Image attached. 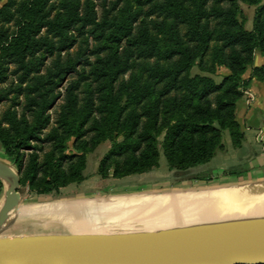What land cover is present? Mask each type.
<instances>
[{"label":"trees","instance_id":"obj_1","mask_svg":"<svg viewBox=\"0 0 264 264\" xmlns=\"http://www.w3.org/2000/svg\"><path fill=\"white\" fill-rule=\"evenodd\" d=\"M239 1L256 6L251 29ZM256 50L261 0H0L3 155L20 187L55 196L105 141L102 178L150 171L161 150L169 170L204 164L223 131L243 141L235 109L264 82V64L243 77Z\"/></svg>","mask_w":264,"mask_h":264},{"label":"water","instance_id":"obj_2","mask_svg":"<svg viewBox=\"0 0 264 264\" xmlns=\"http://www.w3.org/2000/svg\"><path fill=\"white\" fill-rule=\"evenodd\" d=\"M0 181L1 228L20 200L19 172L4 160ZM262 263L264 217L158 230L0 234V264Z\"/></svg>","mask_w":264,"mask_h":264},{"label":"rangeland","instance_id":"obj_3","mask_svg":"<svg viewBox=\"0 0 264 264\" xmlns=\"http://www.w3.org/2000/svg\"><path fill=\"white\" fill-rule=\"evenodd\" d=\"M261 2H264V0H261ZM239 7V19L244 22L245 28L251 29L256 6L248 5L239 1ZM252 67L253 65L248 67L250 68V74ZM198 72L199 70L197 67H193L191 70L192 74ZM226 73V68L218 67L216 74L213 75V77L219 81ZM244 75L245 73L243 74V77ZM247 92H251L254 95V93L248 90L246 86H243L242 94H244V99H247ZM245 103L247 104L246 101ZM4 106L5 103L1 104L0 109H2ZM226 134L227 132L223 131L221 138V143L223 146V143L226 140ZM259 141L263 140L260 139ZM109 146L110 142L105 141L99 144L92 152L88 153L86 167L84 170L85 179L81 183H72L67 186L65 190H60L59 195H36L29 192L27 187H20L19 203L4 221L0 228V232L6 235L48 232H77L76 230L68 231L62 228L43 229L38 227V225L35 226L28 218H21L20 210L25 207L44 206L59 202H70L69 204L77 202L85 205L96 202L112 203L119 200H136L138 198L145 197H162L170 194H198L202 191H229L238 187L249 188L252 186H264V178L251 179L248 177V172H252L253 170L256 171L255 168L257 167L254 166H257V158L253 159V162L251 159H244L238 163L228 162L227 166L225 167L226 172L217 171L214 168H203V166H201L202 164L189 168L185 171H177L168 169L165 157L162 154V150L160 154L159 165L150 171L124 176L122 178H114L112 176L102 178L97 172L98 164L104 153L108 150ZM262 146L264 147V142L262 143ZM222 148L217 149V151L221 150ZM1 150L3 152L2 148ZM111 226L113 225L111 224ZM158 229L163 228H146L142 226L138 230ZM138 230H108L105 232H126ZM83 231L84 230H79V232Z\"/></svg>","mask_w":264,"mask_h":264},{"label":"bare ground","instance_id":"obj_4","mask_svg":"<svg viewBox=\"0 0 264 264\" xmlns=\"http://www.w3.org/2000/svg\"><path fill=\"white\" fill-rule=\"evenodd\" d=\"M69 203L25 207L20 210L21 218H28L33 225L43 229L62 228L77 232L138 230L142 226L178 228L257 219L264 217V186L170 194L112 203Z\"/></svg>","mask_w":264,"mask_h":264},{"label":"crops","instance_id":"obj_5","mask_svg":"<svg viewBox=\"0 0 264 264\" xmlns=\"http://www.w3.org/2000/svg\"><path fill=\"white\" fill-rule=\"evenodd\" d=\"M262 64H264V54L256 50L254 52L253 66ZM249 74L250 68L246 70L244 78H247ZM246 88L254 93L253 101L250 104H246L244 94H242L241 98L237 101L235 109L236 120L244 136L241 145L239 147L232 146L229 133L226 131V140L223 143V148L216 151L213 158L201 166L203 168H214L217 171L226 172L225 167L228 162L238 163L244 159H251L253 162V159L257 158V166H254L257 167L255 168L256 171L253 170V173L248 172V177L251 179H259L264 178V147L262 146L264 136L263 141H259L260 139H258V131L261 130L264 133V82L252 78ZM1 148L0 143V160L8 162L14 167L10 160L2 154ZM67 186L61 188V191L65 190ZM5 189L6 187L3 185L0 191V206L4 200ZM0 234L6 235L1 232Z\"/></svg>","mask_w":264,"mask_h":264},{"label":"built area","instance_id":"obj_6","mask_svg":"<svg viewBox=\"0 0 264 264\" xmlns=\"http://www.w3.org/2000/svg\"><path fill=\"white\" fill-rule=\"evenodd\" d=\"M246 92V91H245ZM247 99H245V101L247 102V104H249L253 99H254V95L251 93V92H247V96H246ZM263 132L260 130L259 133H258V138L259 139H263ZM2 189V183L0 182V191Z\"/></svg>","mask_w":264,"mask_h":264}]
</instances>
